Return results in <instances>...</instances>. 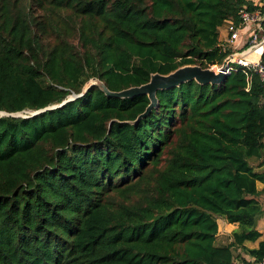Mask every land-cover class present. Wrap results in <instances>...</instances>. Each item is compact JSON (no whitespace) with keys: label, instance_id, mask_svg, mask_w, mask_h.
Masks as SVG:
<instances>
[{"label":"trees","instance_id":"obj_1","mask_svg":"<svg viewBox=\"0 0 264 264\" xmlns=\"http://www.w3.org/2000/svg\"><path fill=\"white\" fill-rule=\"evenodd\" d=\"M249 0H0V264H234L263 214L262 84L233 72L115 99L151 74L221 65ZM55 107V108H53ZM53 108V109H52ZM260 164V163H259ZM257 184L262 185L258 190ZM237 224L216 245L217 220ZM247 253L264 259V239Z\"/></svg>","mask_w":264,"mask_h":264},{"label":"built area","instance_id":"obj_2","mask_svg":"<svg viewBox=\"0 0 264 264\" xmlns=\"http://www.w3.org/2000/svg\"><path fill=\"white\" fill-rule=\"evenodd\" d=\"M238 19L237 24L232 19L226 20L220 30V45L224 51L230 52L229 55L221 65L209 68L224 77L241 71L246 77V91L251 85L252 75L256 74L262 84L261 103L264 106V12L242 8ZM222 31L225 33L223 39ZM250 264H264V259H252Z\"/></svg>","mask_w":264,"mask_h":264},{"label":"water","instance_id":"obj_3","mask_svg":"<svg viewBox=\"0 0 264 264\" xmlns=\"http://www.w3.org/2000/svg\"><path fill=\"white\" fill-rule=\"evenodd\" d=\"M224 78L225 77L221 73H216L211 68L204 69L198 65H185L166 75H161L158 73L151 74L147 83L117 92L108 90L103 82L96 78H92L88 81V83L85 84L81 94L74 95L71 97V99L83 96L84 93L92 86H96L105 94V96L115 99H131L138 96H146L149 100V105L145 111L140 114L133 122H127L128 124H135L142 118L146 117L156 107L157 91L174 88L189 81H195L199 85H218L224 80ZM45 110L47 109L41 110L39 112H43ZM39 112H31V114H37ZM20 114L22 113L7 114L0 112V116L20 117Z\"/></svg>","mask_w":264,"mask_h":264},{"label":"crops","instance_id":"obj_4","mask_svg":"<svg viewBox=\"0 0 264 264\" xmlns=\"http://www.w3.org/2000/svg\"><path fill=\"white\" fill-rule=\"evenodd\" d=\"M252 4L264 7V0H249ZM248 32V28L245 29ZM260 165L256 171H264V158L259 160ZM258 190L262 189L261 184H257ZM264 197V195H262ZM264 211V207H263ZM218 232L216 235V245L223 246L231 242L232 233L238 228L237 224H229L223 219L217 220ZM256 230L261 234L260 238L256 242H246L242 247L234 250V264H250V260L253 258L247 253L249 249H256L259 243L264 239V212L258 218L256 222Z\"/></svg>","mask_w":264,"mask_h":264},{"label":"rangeland","instance_id":"obj_5","mask_svg":"<svg viewBox=\"0 0 264 264\" xmlns=\"http://www.w3.org/2000/svg\"><path fill=\"white\" fill-rule=\"evenodd\" d=\"M224 35H225V33L222 31V32H221V39H223ZM232 52H233V51H232ZM26 114H31V113H30V112H26V113H22V114H20V115H21L22 117H25ZM259 163H260V161L257 162V161H255V160H253V161L250 162L251 166H252L253 168H255V169H257V168L259 167V165H260ZM259 200H260V203L262 204V207H264V197H263V196H260V197H259Z\"/></svg>","mask_w":264,"mask_h":264}]
</instances>
